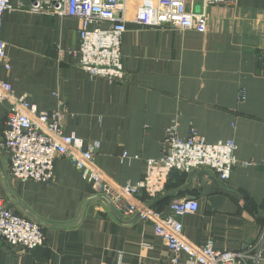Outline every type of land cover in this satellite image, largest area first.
<instances>
[{
    "label": "crops",
    "instance_id": "crops-1",
    "mask_svg": "<svg viewBox=\"0 0 264 264\" xmlns=\"http://www.w3.org/2000/svg\"><path fill=\"white\" fill-rule=\"evenodd\" d=\"M207 14L205 33L130 25L122 37L126 77L113 82L92 79L73 57L60 59L59 50L80 46L78 21L16 11L3 26L11 71L1 68L0 76L40 111L52 113L63 103L65 133L99 142L96 164L121 185L144 178L146 161L162 156L171 126L182 137L196 129L209 143L234 141L236 157L255 165L237 166L225 184L207 170L175 171L156 206L167 213L175 201L197 200L198 212L181 219L191 243L212 239L217 250L249 252V264H264V0H238ZM7 110L0 106L2 127ZM9 170L2 151L0 200L40 223L46 242L32 252L2 244L0 264H168L172 258L153 226L124 218L123 205L102 200L67 159L54 162L51 183H23Z\"/></svg>",
    "mask_w": 264,
    "mask_h": 264
},
{
    "label": "built area",
    "instance_id": "built-area-1",
    "mask_svg": "<svg viewBox=\"0 0 264 264\" xmlns=\"http://www.w3.org/2000/svg\"><path fill=\"white\" fill-rule=\"evenodd\" d=\"M238 0H0V69L11 71L3 40L7 15L16 11L49 15L79 22V48L59 50L60 59L73 57L75 64L92 79L113 82L125 80L122 37L130 25L141 29L171 28L205 33L210 8L233 7ZM245 94L242 100H245ZM7 104L4 126H0V152L10 157L13 179L26 183H51L54 162L67 159L80 175L93 185L97 195L110 205H123L124 218H136L153 226L173 254L168 264H249V252L217 250L209 239L202 246L191 243L184 235V216L198 212V201L185 198L170 204L166 213L156 206L164 194L171 173L191 174L207 170L227 183L237 166L249 168L253 161L236 157L234 141L209 143L196 129L186 137L175 126L167 129L162 142V156L146 161L144 178L121 185L98 167L95 155L100 143H86L75 133L66 134L64 122L68 109L60 103L52 113L40 111L26 96H16L12 85L0 76V106ZM126 157V155L124 156ZM42 226L23 217L0 200V245L32 252L45 245ZM259 257L255 258L258 260Z\"/></svg>",
    "mask_w": 264,
    "mask_h": 264
},
{
    "label": "trees",
    "instance_id": "trees-1",
    "mask_svg": "<svg viewBox=\"0 0 264 264\" xmlns=\"http://www.w3.org/2000/svg\"><path fill=\"white\" fill-rule=\"evenodd\" d=\"M157 208H158L159 210H162V209H160V208H159V206H158V205H157Z\"/></svg>",
    "mask_w": 264,
    "mask_h": 264
}]
</instances>
